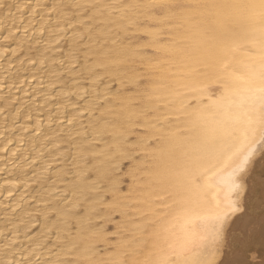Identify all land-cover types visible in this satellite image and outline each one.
<instances>
[{
	"label": "bare ground",
	"instance_id": "bare-ground-1",
	"mask_svg": "<svg viewBox=\"0 0 264 264\" xmlns=\"http://www.w3.org/2000/svg\"><path fill=\"white\" fill-rule=\"evenodd\" d=\"M161 2L0 0V264H77L86 257L124 259L126 251L129 259L142 258L140 250L164 246L162 238L178 251L187 248L180 261L219 264L233 243L239 221H230L218 241L212 216L231 198L225 176L245 147L246 128L220 141L213 170L198 173L194 199L179 187L175 160L200 130L199 117L239 114L232 105L264 63L262 25L248 21L241 0L226 10L241 23L225 51L209 56L199 45L215 19L196 5L211 0L154 6ZM136 32L145 40L132 41ZM195 61L205 74L200 80L225 77L235 92L226 94L221 80L198 83ZM120 104L139 121L128 125L139 138L137 175L125 169L120 178L133 186L140 227L129 223L125 232L100 236L97 225L127 211L123 198L101 191L106 162L127 138L108 123ZM148 181L152 195L144 202L139 193ZM262 244L257 235L256 247Z\"/></svg>",
	"mask_w": 264,
	"mask_h": 264
},
{
	"label": "snow or ice",
	"instance_id": "snow-or-ice-1",
	"mask_svg": "<svg viewBox=\"0 0 264 264\" xmlns=\"http://www.w3.org/2000/svg\"><path fill=\"white\" fill-rule=\"evenodd\" d=\"M241 0H211V2L198 4L197 8L208 11L215 19V24L203 30V36L199 47L209 56L217 55L226 49L225 42L241 23L238 16L229 14L227 9H235ZM247 10V19L250 23L260 22L262 25L261 35L264 37V0H242ZM158 7H173L162 0ZM261 59L264 60V49L261 51ZM195 61L191 66L192 77L202 86H207L209 80L223 81L222 87L226 94L235 92L233 80L225 77H206L200 80L204 73L199 72L195 67ZM258 80L251 82L249 77L248 86L244 88V95L238 103L232 105L239 109L238 115H233L231 110L220 113H211L208 116L199 117L202 126L197 135L192 138L185 149L181 150V155L175 160V167L180 170L182 181L181 187L190 198L196 196L197 185L199 183L198 173L202 169L213 170V160L216 149L220 141L233 133L240 126L246 128V142L244 149L233 154L229 161V171L225 176L226 183L231 193V198L223 207L218 206L212 219L214 237L219 241L223 237L225 229L231 223L236 224L235 236L232 244L223 250V257L219 264H264V244L260 248L256 247L257 235L264 240V63L260 66ZM234 80H245L246 78L234 75ZM139 107V105H136ZM112 119L108 122L113 134L126 135L125 144L113 160L106 163L109 165L105 169V187L101 189L103 194L110 199H119L123 209L115 214L114 218L97 225L103 229L100 236L122 233L128 230V224L139 228L137 218L132 215L138 211V201L133 200L132 185L127 184L120 178L121 173L127 169L128 175L134 178L139 167L140 152L138 147V137L129 132L128 125L137 120V114L131 108H126L123 104L111 112ZM119 161L122 167L117 170L114 165ZM151 182H145L139 196L144 202L150 199L152 192ZM159 201L163 199L156 195ZM127 221V222H126ZM133 238L135 234L133 233ZM164 240V246L152 243L146 244L140 250L139 256L142 258L129 259V252H125L124 259L103 260L88 258L77 262V264H188L180 261L179 256L187 251L182 247L179 251ZM131 254L136 255V249H132ZM170 257V259H168ZM73 264V262H69Z\"/></svg>",
	"mask_w": 264,
	"mask_h": 264
},
{
	"label": "rangeland",
	"instance_id": "rangeland-1",
	"mask_svg": "<svg viewBox=\"0 0 264 264\" xmlns=\"http://www.w3.org/2000/svg\"><path fill=\"white\" fill-rule=\"evenodd\" d=\"M135 35V36H134ZM146 35L144 33H140V32H136L132 34V41H141V40H145Z\"/></svg>",
	"mask_w": 264,
	"mask_h": 264
}]
</instances>
